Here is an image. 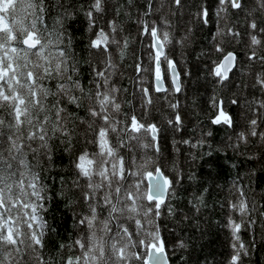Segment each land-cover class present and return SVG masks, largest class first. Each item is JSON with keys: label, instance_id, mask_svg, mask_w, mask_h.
Wrapping results in <instances>:
<instances>
[{"label": "snow or ice", "instance_id": "1", "mask_svg": "<svg viewBox=\"0 0 264 264\" xmlns=\"http://www.w3.org/2000/svg\"><path fill=\"white\" fill-rule=\"evenodd\" d=\"M201 225L222 264L264 257V0H0V264H188Z\"/></svg>", "mask_w": 264, "mask_h": 264}, {"label": "trees", "instance_id": "2", "mask_svg": "<svg viewBox=\"0 0 264 264\" xmlns=\"http://www.w3.org/2000/svg\"><path fill=\"white\" fill-rule=\"evenodd\" d=\"M234 19V17H233ZM79 23L73 24V28H79ZM77 38H79V33L76 34ZM210 41L211 36L207 35V31L205 30V33L203 35L197 34V41L198 44L196 45V50L192 51L191 48L189 50H186L183 59H181L179 53H177V61L180 63V67L178 68V71H184L188 70L191 74V78L185 77L183 79V86L187 91V100L184 99V93H181L180 95V106L181 108L187 107V111L193 113V115L190 117L193 122L195 121L196 117L194 115L196 108H193V102L195 100L196 107L198 108L203 104V102L212 95V85L206 84L205 80L203 78L202 72L200 74L197 73V67H199L201 70L204 69L205 65L201 61H203L204 57H198L197 52L199 51V46L203 45L205 42V38ZM127 81V78H126ZM127 86L129 89H131L132 85L131 82L127 83ZM207 89V91H206ZM241 90H243V86L241 85ZM217 91L220 92V94L227 96V93L224 90L217 89ZM229 108H232L233 106L228 105ZM192 127L191 124L188 125V128L190 129ZM177 140L180 139V136L177 135L175 137ZM224 138L223 136V130L218 129L213 133V137L211 138L213 141L220 140ZM172 137L169 136L167 142L161 141V144L163 147L166 148V152L168 154L172 153V143H171ZM180 148H185L183 145H179ZM179 155V154H178ZM227 155H231L229 152ZM183 160V157H181ZM221 164L224 163L223 160L220 161ZM199 160H197L196 163H194L190 168L186 165L185 171L192 172L195 175L202 176L203 173L206 171L203 167H198ZM229 168H225L222 173V179L219 180V183H223L224 181L229 179ZM233 175L235 174V170H231ZM195 182H193L194 184ZM52 215L56 216V223L59 224L60 232L57 234V236L60 235H67V232H65V229H70L71 225V218L65 217L63 214L53 213ZM67 220V222H65ZM160 223L167 224L169 231L164 232V239L168 241H172L176 238L178 235L177 231H171L172 224L169 223L166 219L161 220ZM211 223V222H210ZM200 232H204L205 235L201 236L199 232H196L195 229L192 230V234L189 235L188 231L185 230V237L186 242L190 245V250L186 254L188 258V264H195L197 260H199L202 264L205 257H207V260L209 261V264H222V262L225 259V256L227 252L229 251L228 243L226 241L225 235L218 230V228L210 227L209 229H205L203 225H201ZM169 255L171 254V246L169 250ZM253 259L255 261V264H261L262 257L261 252L257 251ZM172 264H178V257L172 256Z\"/></svg>", "mask_w": 264, "mask_h": 264}]
</instances>
